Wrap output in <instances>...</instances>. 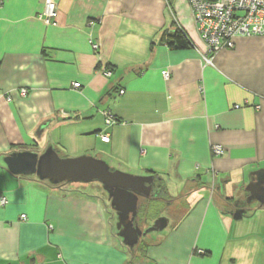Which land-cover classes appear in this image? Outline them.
<instances>
[{"label": "crops", "instance_id": "obj_1", "mask_svg": "<svg viewBox=\"0 0 264 264\" xmlns=\"http://www.w3.org/2000/svg\"><path fill=\"white\" fill-rule=\"evenodd\" d=\"M48 1L0 0V264H264V202L248 189L264 186V35L209 62L188 0H53L55 23ZM176 28L189 48L163 43ZM50 146L163 178L175 221L132 251L103 195L5 161ZM215 192L248 197L245 215Z\"/></svg>", "mask_w": 264, "mask_h": 264}, {"label": "water", "instance_id": "obj_2", "mask_svg": "<svg viewBox=\"0 0 264 264\" xmlns=\"http://www.w3.org/2000/svg\"><path fill=\"white\" fill-rule=\"evenodd\" d=\"M5 161L10 171L16 175H34L39 180H48L52 184L100 182L108 192L111 205L116 211L118 235L131 248L135 247L144 234L151 230L163 229L168 224L166 217H159L151 227L143 230L136 222L140 199L148 198L152 193L154 174L125 172L92 155L61 156L53 146L40 154L27 150L14 152L9 154ZM248 189L252 195L264 202V198L260 197V194L264 196L263 185L259 186L257 181H253ZM245 213V209L238 208L234 212V218L239 219Z\"/></svg>", "mask_w": 264, "mask_h": 264}, {"label": "built area", "instance_id": "obj_3", "mask_svg": "<svg viewBox=\"0 0 264 264\" xmlns=\"http://www.w3.org/2000/svg\"><path fill=\"white\" fill-rule=\"evenodd\" d=\"M195 19L199 33L208 47L206 60L211 62L215 53L220 50L232 48L237 36L264 35V0H188ZM46 22L55 23L58 16V6L53 0L45 4L43 10ZM97 48L98 45L94 44ZM111 74V71H106ZM165 76L169 75L167 70L163 71ZM74 87H80L79 82L73 83ZM27 89H22L20 94L25 95ZM120 93L124 89L119 90ZM10 100V95H7ZM114 118L107 114L106 124L114 123ZM102 139L109 141L108 134H102ZM224 147L212 145L215 155H222ZM7 199L1 197V203L5 204ZM22 217H26L25 214Z\"/></svg>", "mask_w": 264, "mask_h": 264}, {"label": "rangeland", "instance_id": "obj_4", "mask_svg": "<svg viewBox=\"0 0 264 264\" xmlns=\"http://www.w3.org/2000/svg\"><path fill=\"white\" fill-rule=\"evenodd\" d=\"M61 156H65V155H61ZM120 169V168H118ZM122 170V169H120ZM124 171V170H122ZM127 172V171H126ZM65 184V183H64ZM67 186H73V187H87L85 189H93L94 191L98 192L97 194H101L103 195V197L105 198V200L108 202L109 205H111V199L109 197L108 192L105 190V188L103 187V185L98 182V181H92V182H68L66 183ZM230 193V192H228ZM217 192H215L214 196L217 199L218 203H220V205L225 208V209H229L230 212L234 213L237 209V200L236 198L233 197H226L224 195H219ZM167 198H170V196H167ZM112 206V205H111ZM174 203L172 202H164L162 200V202H160V200H150L148 203V208L150 209V221L146 222L142 220V228L146 229L149 228L150 226H152L155 222L156 219H158L159 217H166L168 219V222L170 224L173 223V221H175V217L176 214L174 215V217H170V211L174 210ZM180 210V209H179ZM178 210V211H179ZM178 213V212H176ZM116 214V212H115ZM116 223H117V214H116ZM168 226V225H167ZM167 227H164L163 229H155V230H151L149 234H144L141 237V241H140V246L143 245L144 242L146 241H151L153 240L154 236L157 235L158 233H160L161 231H164ZM168 229V228H167ZM166 229V230H167Z\"/></svg>", "mask_w": 264, "mask_h": 264}, {"label": "trees", "instance_id": "obj_5", "mask_svg": "<svg viewBox=\"0 0 264 264\" xmlns=\"http://www.w3.org/2000/svg\"><path fill=\"white\" fill-rule=\"evenodd\" d=\"M163 43L173 49H183L190 47V41L187 38V35L180 28H176L173 31H170L169 33H165L163 37ZM45 181L50 183L48 180ZM50 184L59 186L63 185L64 183ZM167 196H169V194L167 192V185L165 180L159 176H155L153 196L148 199H140L138 217L141 219V221H145L150 218V209L148 208V203L150 200H160V202H162L163 200L164 202H171V199L167 198ZM138 246L139 245H136L134 248H131L132 251L139 252L141 249H139Z\"/></svg>", "mask_w": 264, "mask_h": 264}, {"label": "flooded vegetation", "instance_id": "obj_6", "mask_svg": "<svg viewBox=\"0 0 264 264\" xmlns=\"http://www.w3.org/2000/svg\"><path fill=\"white\" fill-rule=\"evenodd\" d=\"M261 178V177H260ZM153 192H154V187H153V190H152V193H151V195L148 197V198H150V197H152L153 196ZM250 196V195H249ZM263 196V195H262ZM261 197V196H260ZM148 198H146V199H148ZM262 198H264V196L262 197ZM144 199V198H143ZM247 200H248V197H247ZM247 200L246 201H244L243 203H238L237 204V209L238 208H243V209H247V206H248V202H247ZM118 220V219H117ZM136 222L142 227V225H141V223H142V221H141V219L137 216V220H136ZM143 230H146V229H144V228H142Z\"/></svg>", "mask_w": 264, "mask_h": 264}]
</instances>
